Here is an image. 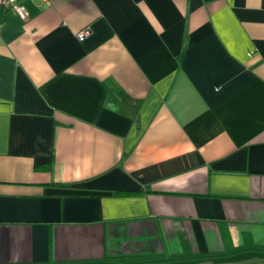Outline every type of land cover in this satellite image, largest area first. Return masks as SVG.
I'll list each match as a JSON object with an SVG mask.
<instances>
[{
	"label": "crops",
	"instance_id": "0c3cea01",
	"mask_svg": "<svg viewBox=\"0 0 264 264\" xmlns=\"http://www.w3.org/2000/svg\"><path fill=\"white\" fill-rule=\"evenodd\" d=\"M16 5L0 264H264V0Z\"/></svg>",
	"mask_w": 264,
	"mask_h": 264
},
{
	"label": "built area",
	"instance_id": "2783aa9c",
	"mask_svg": "<svg viewBox=\"0 0 264 264\" xmlns=\"http://www.w3.org/2000/svg\"><path fill=\"white\" fill-rule=\"evenodd\" d=\"M8 11L16 12L17 14H21V11L18 9L16 5V0H0V16ZM88 35L87 31H83L78 35L79 41H84Z\"/></svg>",
	"mask_w": 264,
	"mask_h": 264
}]
</instances>
